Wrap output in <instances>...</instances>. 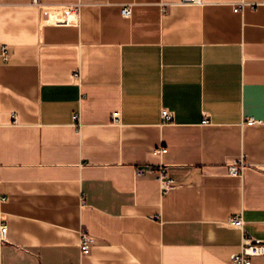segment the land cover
<instances>
[{"label":"crops","instance_id":"obj_1","mask_svg":"<svg viewBox=\"0 0 264 264\" xmlns=\"http://www.w3.org/2000/svg\"><path fill=\"white\" fill-rule=\"evenodd\" d=\"M3 50L0 264H231L264 241V0H0Z\"/></svg>","mask_w":264,"mask_h":264},{"label":"built area","instance_id":"obj_2","mask_svg":"<svg viewBox=\"0 0 264 264\" xmlns=\"http://www.w3.org/2000/svg\"><path fill=\"white\" fill-rule=\"evenodd\" d=\"M34 2H37V0H34ZM180 3L182 4H192V5H201L202 0H180ZM79 5L77 4L75 6L69 7L66 11L67 17L69 19L77 18L79 15ZM235 12L238 11V8L234 10ZM121 14L125 18H129L131 11L129 7H124L121 11ZM2 61H7L8 56L4 52H2L0 56ZM75 77H78V75H75ZM161 118L164 122H171L172 116L168 111L163 110L161 112ZM74 120L77 121L78 118L75 116ZM208 121L204 120L203 124H207ZM250 123H253V121L250 120ZM166 150H160L159 153H165ZM245 167V164L243 162L235 163L228 167V175L230 176H237L240 174L242 169ZM143 172V169H139L137 171L138 174H141ZM157 179L160 182L161 189L165 193L173 188L174 181L168 178L166 170L164 167H160L157 171ZM6 199H0V204L4 203ZM229 225L236 228H242L243 221L240 217H233L229 220ZM7 234V227L4 224H0V244L5 243ZM92 242L91 238H89L85 233L81 236V243L79 245L80 251L83 255L89 254L90 249V243ZM264 256V241L263 240H251V239H243L241 250L239 253L234 254L231 256V264H253L252 260L257 257Z\"/></svg>","mask_w":264,"mask_h":264}]
</instances>
